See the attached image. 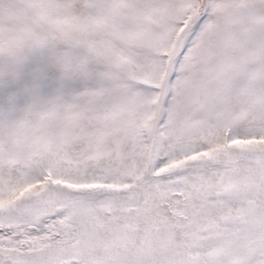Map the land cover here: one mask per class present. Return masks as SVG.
I'll list each match as a JSON object with an SVG mask.
<instances>
[{
  "label": "snow or ice",
  "instance_id": "6c2138e0",
  "mask_svg": "<svg viewBox=\"0 0 264 264\" xmlns=\"http://www.w3.org/2000/svg\"><path fill=\"white\" fill-rule=\"evenodd\" d=\"M0 264H264V0H0Z\"/></svg>",
  "mask_w": 264,
  "mask_h": 264
}]
</instances>
